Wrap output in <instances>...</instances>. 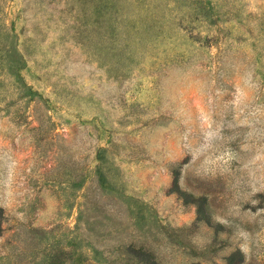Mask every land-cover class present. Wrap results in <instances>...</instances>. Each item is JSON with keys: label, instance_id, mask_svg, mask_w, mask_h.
Here are the masks:
<instances>
[{"label": "rangeland", "instance_id": "1", "mask_svg": "<svg viewBox=\"0 0 264 264\" xmlns=\"http://www.w3.org/2000/svg\"><path fill=\"white\" fill-rule=\"evenodd\" d=\"M0 264H264V0H0Z\"/></svg>", "mask_w": 264, "mask_h": 264}, {"label": "trees", "instance_id": "2", "mask_svg": "<svg viewBox=\"0 0 264 264\" xmlns=\"http://www.w3.org/2000/svg\"><path fill=\"white\" fill-rule=\"evenodd\" d=\"M173 184H174V187H175V185L177 184V176H175V173H174Z\"/></svg>", "mask_w": 264, "mask_h": 264}]
</instances>
